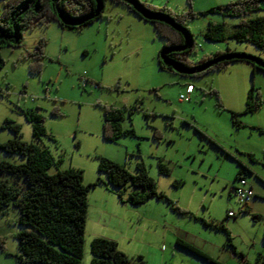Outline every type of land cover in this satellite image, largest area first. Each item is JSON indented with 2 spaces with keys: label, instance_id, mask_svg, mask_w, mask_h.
<instances>
[{
  "label": "rangeland",
  "instance_id": "rangeland-1",
  "mask_svg": "<svg viewBox=\"0 0 264 264\" xmlns=\"http://www.w3.org/2000/svg\"><path fill=\"white\" fill-rule=\"evenodd\" d=\"M142 1L173 13L195 12L194 18L186 20L196 49L188 57L191 62L227 48L264 59V51L249 42L204 38L208 21L225 22L231 28L239 18L201 12L233 0ZM2 9L0 0V12ZM40 40L45 41L42 65L33 73L34 60L29 55ZM163 44L152 22L111 1H106L103 17L78 29L62 28L56 21L26 28L19 46L0 50L4 58L0 69V142L14 135L2 127L6 118L19 124L21 139L31 141L32 127L23 110L34 108L43 114L49 134L39 143L57 160L49 173L77 167L83 170V183L87 184L97 177L104 179L97 170V156L122 162L132 173L136 172L135 163L143 161L158 191L192 214L176 212L165 197H151L136 205L119 200L118 215L133 217L118 219L111 234L120 239L130 256L143 255L145 264H153L164 231L168 253L174 236L179 235L204 248H215L213 254L218 258L240 264V257L226 245V234L205 226L202 220L222 221L237 252L252 264L259 252L264 254V71L253 73L249 63L234 61L201 76L183 75L160 67ZM252 86L262 102L257 110L245 112ZM180 94L189 98L181 101ZM134 104L138 108L129 113ZM103 106L126 108L121 124L135 133L117 141L104 139ZM231 112L236 113L241 126L232 122ZM0 160L19 163L24 157L0 150ZM159 160L169 168L168 173L159 172ZM238 162L256 173L244 174L254 193L247 205L238 201L232 188L238 182ZM132 189L126 187L124 199ZM17 218L13 206L0 213V238L4 241L0 264H22L18 260L21 252L16 232L21 226ZM86 239L82 264H89L91 257ZM177 253L175 259L184 258L183 264L189 258L198 260L187 251L185 256Z\"/></svg>",
  "mask_w": 264,
  "mask_h": 264
},
{
  "label": "trees",
  "instance_id": "trees-1",
  "mask_svg": "<svg viewBox=\"0 0 264 264\" xmlns=\"http://www.w3.org/2000/svg\"><path fill=\"white\" fill-rule=\"evenodd\" d=\"M106 1L121 3L128 10L152 22L156 33L164 39L159 51V64L162 69L177 70L180 74L197 77L208 70L224 67L229 62L243 61L251 65L253 73L256 69L264 71L263 58L229 48L212 52L195 62L189 61L188 57L196 52V49L194 35L186 25V20L194 18L195 12L190 10L183 14L173 13L142 0H2L0 50L4 46H19L24 30L35 24L47 25L51 21H56L59 26L66 29H78L88 25L103 17ZM202 13H219L239 18L231 28H227L225 22L208 21L203 32L205 39L225 41L230 38L238 42H249L264 51V0H233L211 6ZM44 44L45 41L40 40L36 44V49L29 55L34 60L31 67L33 73L40 71ZM3 65L4 58L0 51V69ZM254 89L252 86L247 93L245 112H253L261 105L259 93H254ZM216 96L218 98V94ZM138 106L132 105L129 113ZM125 109L103 106L104 139L117 141L122 136L135 133L133 128H125L121 124ZM23 112L32 127V140L21 139L19 124L6 118L2 127L9 129L14 135L0 142V150L24 157V161L19 163L0 160V213H4L9 206H13L17 211V223L21 226L16 232L21 252L18 260L22 264L83 263L88 192L99 184L110 185L122 202L136 205L144 203L151 197H165L173 210L192 215L191 212L173 205L163 192L158 191L156 180L148 173L143 161L135 163L136 172L132 173L122 162L106 156H97V170L104 174V179L97 177L95 181L87 184L83 183V170L77 167L69 166L49 173L48 169L57 164V160L45 144L39 143L42 136H49L44 116L34 108L25 109ZM231 117L237 127L241 126L235 112H231ZM247 155L251 160H255L252 153ZM238 163L240 167L235 179L239 181L240 178H245V172L254 174L245 164ZM157 165L159 172H169V168L161 160ZM237 183L232 186L233 190ZM127 186L133 189L127 192L124 199V190ZM229 216L231 215L228 212L227 217ZM202 223L212 229L222 230L226 234V245L232 248L233 254L243 257L242 253L236 252L229 231L222 221L202 220ZM175 243L207 262L221 264L184 239L176 238ZM262 243L264 245V223ZM0 248H4L2 238ZM89 252L91 254L89 264L146 262L143 255L130 256L118 247L116 240L103 236H95L89 241ZM253 264H264V254L259 252Z\"/></svg>",
  "mask_w": 264,
  "mask_h": 264
},
{
  "label": "crops",
  "instance_id": "crops-1",
  "mask_svg": "<svg viewBox=\"0 0 264 264\" xmlns=\"http://www.w3.org/2000/svg\"><path fill=\"white\" fill-rule=\"evenodd\" d=\"M247 167L249 169H251L249 166H247ZM253 172H254V174H256L255 171H253ZM93 181H95V179L89 180L88 183H91ZM99 185H101V184H99ZM250 185L252 187L251 183H250ZM92 188H95V189L93 190ZM92 188L91 189L93 191L90 189L88 192V194H89L88 212H87V218H86V222H85V233H87V239L85 238L86 242L89 243V241L95 236H103V237L112 238V239L117 241L118 247L123 252L129 253L128 250H126L124 247H122L121 243L119 242L120 239L117 236H113V234H111V231L115 227L114 223L118 219L123 218L125 220H128L133 216L128 214V215H124L123 217H120L118 215V213L116 211H118L117 209L119 208V199L115 195V192L111 188L110 185L102 184L101 186H98V187L94 186ZM96 188H103L104 191L102 192V191L96 190ZM108 230H110V232H107ZM163 233L161 234L163 236L160 237V239L162 238L163 242L160 241V247L158 245H156V250L159 251V253H157V256L155 257V259H153V264H183V261H185V259L181 258V260L178 261L175 259V256H176V254H178L177 252H179L182 256H185L184 253L187 250L183 249L180 246H177L175 243V240H176V238H181V239H184V238L179 236V235H175L174 236V242H172L170 244L171 252L168 253L166 251V245H165L167 233H166V231H164ZM184 240H186V239H184ZM186 241H188V240H186ZM188 242L197 246L198 248H200L201 250H203L204 252L209 254L212 258H214L216 261H218L221 264H233V262H231L230 260H228L226 258H221V257L218 258V256L213 254L215 248H211V247L204 248L200 244H197V243H194L191 241H188ZM235 250L237 252L236 247H235ZM187 252L190 254V256H194L199 261L198 260L192 261V259L188 257L189 259H187L188 262L186 264H216V263H212V262H207L204 259L190 253L189 251H187ZM138 253H141V252H138ZM239 253H242V252H239ZM240 259H241L240 264H251V263H249L248 259H246L244 256L242 258L240 257ZM254 260H255V258H254ZM253 262H252V264H253Z\"/></svg>",
  "mask_w": 264,
  "mask_h": 264
},
{
  "label": "built area",
  "instance_id": "built-area-1",
  "mask_svg": "<svg viewBox=\"0 0 264 264\" xmlns=\"http://www.w3.org/2000/svg\"><path fill=\"white\" fill-rule=\"evenodd\" d=\"M190 86L188 87V91L190 90ZM188 93V92H187ZM189 98L188 94H180L179 99L181 101H185ZM234 195L238 199V201L242 204L245 205L247 204L252 196H253V191L250 186V184L247 182L245 178H240L237 185L234 187ZM233 212H229V214H232Z\"/></svg>",
  "mask_w": 264,
  "mask_h": 264
}]
</instances>
